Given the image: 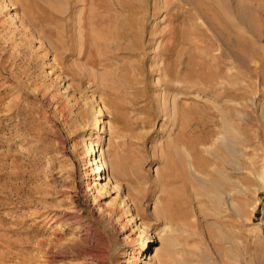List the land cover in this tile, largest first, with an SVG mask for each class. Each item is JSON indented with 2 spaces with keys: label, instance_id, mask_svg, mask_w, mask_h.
Wrapping results in <instances>:
<instances>
[{
  "label": "rangeland",
  "instance_id": "1",
  "mask_svg": "<svg viewBox=\"0 0 264 264\" xmlns=\"http://www.w3.org/2000/svg\"><path fill=\"white\" fill-rule=\"evenodd\" d=\"M263 110L264 0H0V264H264Z\"/></svg>",
  "mask_w": 264,
  "mask_h": 264
},
{
  "label": "bare ground",
  "instance_id": "2",
  "mask_svg": "<svg viewBox=\"0 0 264 264\" xmlns=\"http://www.w3.org/2000/svg\"><path fill=\"white\" fill-rule=\"evenodd\" d=\"M18 3V2H17ZM23 6V5H22ZM24 7V6H23ZM22 7V8H23ZM27 14V13H26ZM30 14V13H28ZM27 14V15H28ZM31 17V15H29ZM257 106V105H256ZM215 107L220 111V119L219 120V123L221 125V130H224L226 132L225 135H222L221 137V150L224 151L225 154L223 153H220L221 150L217 149V148H213V149H210L209 147L206 148H200V147H191V148H180V147H177L175 148V151H174V154L176 155V157L179 159L180 163H185V164H188L189 165V173H190V179L192 180H196V182H199L201 186H204L206 184V178L202 175L201 171H204L206 169V166H204L203 169H201L199 166H198V163H200V161H203L204 163H206L207 161L205 159H200L199 158V155H203V153L205 152H210V154L212 153V155H214L213 157H216L215 159L219 158L222 159V156L223 155H227L226 157L229 158V162L231 161V163L234 165V167L236 169H240L241 168V165H240V162L238 160V151H237V141L239 140V137L238 135H240L239 131L237 129L234 128V126L231 125V122H232V119L229 117V115H227L224 110H223V107H221L220 105L218 104H215ZM264 111V110H263ZM264 113V112H263ZM237 115H241V113H237ZM258 116V115H257ZM260 118V123H261V126L264 128V114H261L259 116ZM233 123V122H232ZM248 136L246 138H240V141L244 144V145H249L250 143H252L253 139H257L259 138V131L258 130H254V132L250 131V129L245 132ZM245 134V135H246ZM254 143V142H253ZM258 145V143H257ZM219 148V147H218ZM97 154V153H96ZM223 154V155H222ZM222 155V156H221ZM203 158V157H202ZM224 158V156H223ZM224 160V159H223ZM213 162V161H212ZM101 165H104L103 162H101V164L99 163V166L98 167H101ZM217 165V164H216ZM106 167V166H105ZM100 169H106L104 167H101ZM216 171L219 173V175L221 176V179L219 181H214L216 182V187L217 189H215V191H209V195L211 194L212 196V200L213 198L217 201V202H220L221 201V197H220V193L222 192L223 194H225V203L227 205V207L229 209H234L235 208V201H234V198H233V194L234 193H239L241 191H244V188L240 187L239 188V185L236 184V182L234 181L233 177H234V172H229L228 169H224L222 167H218L216 168ZM105 179H108L110 181L111 177H108V175L105 177ZM188 179V178H187ZM214 180V179H213ZM231 187L230 190L226 191L225 189V186H226V183ZM194 184V183H193ZM87 185L89 186L88 190L92 191L90 193V191H88V193H90L91 195L90 196H93L94 200H96V198L98 197L97 194L95 193L94 188V184H92V182H89L87 183ZM208 185V184H207ZM204 186V189L207 187ZM103 188V187H101ZM208 188V187H207ZM206 188V190H207ZM242 188V189H241ZM209 189V188H208ZM208 191V190H207ZM165 199L167 200V202L169 201V197H165ZM171 199V198H170ZM161 198L159 197L157 199V201L155 202V206H154V209L156 210L155 212L159 213V217L160 218H163L166 222V227H170L169 225V220L167 219L168 217H166V214L167 212L171 211V207L169 206H163L160 204V201ZM172 200V199H171ZM98 201V200H97ZM96 201V202H97ZM94 204L96 203L95 201H93ZM216 204V203H215ZM98 207H97V213L100 215V217H103V216H113L114 214H116L118 211L120 210H124L125 209V206L121 205L120 207L118 208H115V209H111V208H108V207H105V206H102L100 204V202L97 203ZM134 206L137 207V203H134ZM170 209V210H169ZM80 218V217H79ZM104 218V217H103ZM79 221V220H78ZM81 222V221H80ZM60 223V222H59ZM77 223V222H76ZM171 224V222H170ZM70 226V225H69ZM78 235L76 240H80L84 237L85 233L84 232V227L82 224L78 223ZM77 228V227H76ZM171 228V227H170ZM169 229V228H168ZM65 230V228H64ZM88 230V229H87ZM62 232V231H61ZM75 232V231H74ZM88 232V231H87ZM90 234V233H88ZM74 238V237H73ZM56 239V238H55ZM73 240V239H72ZM101 240V239H100ZM74 241V240H73ZM76 242V241H75ZM46 241L44 240H40L39 241V247L43 250H46L48 251L50 249V247H46L45 245ZM53 250V249H52ZM51 250V251H52ZM158 250V249H157ZM50 252V251H49ZM46 253V252H45ZM48 253V252H47ZM157 254V253H156ZM46 257V256H45ZM31 258V261H30V264H47V263H43V262H39V263H36L34 260H33V254L32 256L30 257ZM47 261V259H46Z\"/></svg>",
  "mask_w": 264,
  "mask_h": 264
}]
</instances>
